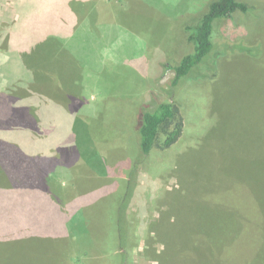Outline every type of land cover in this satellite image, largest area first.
Wrapping results in <instances>:
<instances>
[{
    "label": "rangeland",
    "instance_id": "1",
    "mask_svg": "<svg viewBox=\"0 0 264 264\" xmlns=\"http://www.w3.org/2000/svg\"><path fill=\"white\" fill-rule=\"evenodd\" d=\"M26 1L0 0V143L12 162L0 188H14L0 192V214L7 219L5 204L17 202L28 218L7 222L15 235L0 264H58L63 255L68 264L96 256L116 264L117 213L129 191L125 212L136 238L127 264H160L162 249L168 264H209L202 244L199 256L186 258L182 247L191 251L207 215L226 204L239 207L244 222L256 214L264 234L238 169L241 160L264 172V0H240L255 10L218 22L213 64L193 67L174 94L163 64L192 51L191 28L211 0H103L107 13L93 0L80 11L89 29L76 33L85 47L72 55L46 37L70 20L77 28L71 8ZM234 42L258 53L244 56ZM151 92L178 106L183 128L173 145L142 160L134 127Z\"/></svg>",
    "mask_w": 264,
    "mask_h": 264
},
{
    "label": "trees",
    "instance_id": "2",
    "mask_svg": "<svg viewBox=\"0 0 264 264\" xmlns=\"http://www.w3.org/2000/svg\"><path fill=\"white\" fill-rule=\"evenodd\" d=\"M23 1L28 2L26 0ZM63 1L65 5L67 4L71 8V11L74 13V11L76 10L75 4L77 3L75 1L79 0ZM18 10V18L20 19L23 17V11L20 7L18 8ZM254 10V5H250L240 0H211L207 4L206 10L203 12L196 24L191 28L192 34L189 38L192 43V51L181 56L178 60V63L176 64H171L168 62L163 64V73L167 71L173 72V77L170 80V86L172 87V90L174 88L178 90L179 87L183 86L184 81L186 80V78L188 79V74L192 71L193 67L198 65L204 66L207 64L206 67L207 69H209V65L213 64L210 59L213 56L214 50L217 45L214 35L218 22L222 21L223 19L230 18L237 11L247 13ZM72 23H74L73 20H70V22L66 24V26H64L65 28L61 30V32L50 33L49 37L47 35L46 37L50 40L55 41L60 47V43L72 40ZM79 29V25H77L76 30L81 31ZM77 39V41H81V39L83 38L77 37ZM238 43L240 46L237 44V42H234L231 45L237 44V48L242 51L244 56L248 55L252 56L253 58L254 55L258 53L257 46L243 44L242 42ZM65 47L66 50L69 49V51L67 52L72 54L71 52L73 50V47L68 46V44H66ZM247 60L248 59H246V61ZM202 66L200 67L201 69ZM25 83L28 84V81L26 80L24 84ZM174 93H176V91L173 90L172 94ZM148 104L151 106H149ZM182 128V117L179 114L178 106L169 100H159L157 96L151 92L149 95V102L144 103L139 110V114L136 119V125L134 127V143L136 144V149H138L142 160L144 157L146 158L151 153L154 147L166 149L173 145L179 139ZM0 153V161L2 162V166L0 164V176L2 177L3 170L4 176L8 178L6 168H10L11 170L12 162L9 159L10 156L7 154V152L5 156L3 155V146L1 143ZM239 164L241 167L238 168L239 173H243L240 179L241 194H245L246 192L245 195H247L248 197H250V195L253 196L256 206H258L260 212L263 215L264 221V189H262L264 187V172L253 171L252 168L249 167L250 165H246L241 160H239ZM11 173L13 175L15 172L11 171ZM12 181L14 182L13 185H15L16 188L18 184L15 182L14 178L12 179ZM18 186L19 187H17L16 189H20L22 187L24 190V186ZM13 189L14 188L7 186V188H2V190L0 188V192L8 194L13 192ZM246 189L250 192V195L247 194ZM129 192L124 195L126 198H124L120 203L117 213V222L115 225V233L113 236V239L116 241L115 246L119 251L116 264H127V250L136 238V236L134 235L135 227L134 223L132 222L134 218L131 215L127 216L125 212L128 207V197L130 194ZM5 206H9L7 211L10 215L7 219H5V217L0 214V250H4V253H6L5 245L12 242L10 238L15 235V232L13 230H8V226H10L9 223H12L13 221L12 218L14 219L16 215H20L23 218L24 223L25 220L28 219L24 214L27 213L26 209L23 212V208L18 206L17 202L14 205L5 204ZM246 210L247 209H245V211H242V213L245 214ZM254 210H256L255 205ZM239 212H241L239 207L237 209V206L226 204V206H220L218 210L216 209L212 214L207 215L208 220L206 225L198 232L199 235L202 234V237L191 251L188 246L182 247L185 252V254H182L183 257L186 258L188 257V255L199 256L201 252L197 249V245L200 246L199 244H202V247L199 248H203L202 252L204 250L208 252L210 259L209 264H264V255L262 254L264 251V245L262 244L264 243L262 242V235L264 234L260 232L261 229L259 225V218L255 214L253 218L255 219V222H251V220L244 222L242 216L239 217V215L241 214ZM254 212L256 213V211ZM228 214L230 215V217ZM231 214L234 218H231ZM8 221L10 222L7 223ZM16 231L18 233H25V230L23 229ZM7 232L9 236L5 235ZM38 234H40V232ZM197 238L198 237L193 238V243L196 242ZM159 240L161 241L162 245H164L165 239ZM239 250L241 251V253ZM236 254H240V257H238L237 260L230 258L231 256ZM157 258L160 264H168L170 259L165 249H162L160 256H158ZM102 259L103 257L96 256L90 259V261L92 262H89V264H107V262L102 261ZM59 260L60 263L58 264H68L67 259L64 257V255Z\"/></svg>",
    "mask_w": 264,
    "mask_h": 264
},
{
    "label": "crops",
    "instance_id": "3",
    "mask_svg": "<svg viewBox=\"0 0 264 264\" xmlns=\"http://www.w3.org/2000/svg\"><path fill=\"white\" fill-rule=\"evenodd\" d=\"M90 1H91V3H90ZM96 1V0H95ZM75 2H77L75 5H76V10L74 11V15L76 16V18H77V25H79V28L81 29V31L80 32H84V31H86V27L89 29V27H90V25L88 24V22H86L87 21V19H86V21H84L82 24H80L81 22H80V20H81V13H80V11H86V12H88V9L89 10H92L94 7H93V4H94V1L93 0H88V2L90 3L89 5H90V8L87 6V1L86 0H79V1H75ZM82 3H85V4H83L82 5ZM98 3L100 4V6L98 5V7H100V8H103V10L105 11V13H107L108 12V9L106 8L107 6H104V4H105V2L103 1V0H98ZM102 5V6H101ZM106 5V4H105ZM86 7H88V8H86ZM103 10H101L100 9V11H103ZM82 15H84V16H86V14H83V12H82ZM83 16V17H84ZM75 19V18H74ZM83 27V28H82ZM76 32H77V30L76 29H73V36H72V40L71 41H68V42H62V43H60V48H64L65 46H66V44H68V46H72L73 48H75L76 50H79L80 49V47H85L84 45H82V43H83V39H81V41H77L78 39H77V35H76ZM77 33H79V32H77ZM62 46V47H61ZM66 50V49H65ZM81 52H86V50H82ZM72 54H73V50H72ZM72 54H70V55H72ZM89 57H92V54H90L89 55Z\"/></svg>",
    "mask_w": 264,
    "mask_h": 264
}]
</instances>
